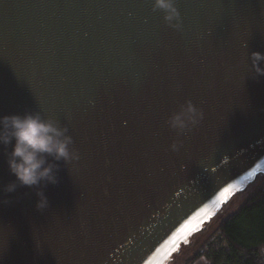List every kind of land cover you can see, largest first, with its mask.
<instances>
[{"label":"water","instance_id":"obj_1","mask_svg":"<svg viewBox=\"0 0 264 264\" xmlns=\"http://www.w3.org/2000/svg\"><path fill=\"white\" fill-rule=\"evenodd\" d=\"M176 5L182 30L152 0H0V115L52 117L80 155L43 210L0 191V264H166L264 173V0ZM186 100L203 118L178 133Z\"/></svg>","mask_w":264,"mask_h":264},{"label":"clouds","instance_id":"obj_2","mask_svg":"<svg viewBox=\"0 0 264 264\" xmlns=\"http://www.w3.org/2000/svg\"><path fill=\"white\" fill-rule=\"evenodd\" d=\"M152 8L163 13V19L170 27L182 30L176 0H152ZM249 55L254 73L264 75V53L253 51ZM202 118L203 112L191 100H186L169 115L167 124L178 133H185ZM72 144L73 138L68 134L67 126H61L57 120L45 117L40 112L0 115V146H3L8 170L15 177L4 184L0 191L12 193L18 187L34 188L38 197L36 208H47L49 201L44 188L48 184L58 183L59 164L56 162L80 159L79 152L71 147ZM171 147L178 149L175 142ZM200 260L207 264L206 257L201 256Z\"/></svg>","mask_w":264,"mask_h":264},{"label":"trees","instance_id":"obj_3","mask_svg":"<svg viewBox=\"0 0 264 264\" xmlns=\"http://www.w3.org/2000/svg\"><path fill=\"white\" fill-rule=\"evenodd\" d=\"M215 230L191 259L201 255L208 264H264V184L224 216Z\"/></svg>","mask_w":264,"mask_h":264},{"label":"rangeland","instance_id":"obj_4","mask_svg":"<svg viewBox=\"0 0 264 264\" xmlns=\"http://www.w3.org/2000/svg\"><path fill=\"white\" fill-rule=\"evenodd\" d=\"M264 184V173H260L256 179L250 183L244 190L236 192L232 198L224 204L221 211L213 217L202 229L195 232L187 243L181 245L179 250L172 256V258L166 264H205V261H201L200 257L191 259L193 253L203 244L204 240L217 229L221 220L228 213L236 210L244 200L247 199L251 193H253L257 187ZM216 231V230H215ZM188 251V252H187ZM201 254L204 252V248L200 249ZM199 251V252H200ZM208 264V261H207Z\"/></svg>","mask_w":264,"mask_h":264},{"label":"flooded vegetation","instance_id":"obj_5","mask_svg":"<svg viewBox=\"0 0 264 264\" xmlns=\"http://www.w3.org/2000/svg\"><path fill=\"white\" fill-rule=\"evenodd\" d=\"M205 240H206V239H205ZM205 240H204V241H205ZM187 252H188V251H187Z\"/></svg>","mask_w":264,"mask_h":264}]
</instances>
